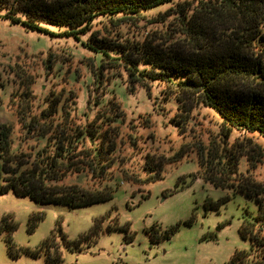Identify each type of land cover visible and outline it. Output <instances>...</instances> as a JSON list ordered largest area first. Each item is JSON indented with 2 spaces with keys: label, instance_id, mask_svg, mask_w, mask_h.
Returning a JSON list of instances; mask_svg holds the SVG:
<instances>
[{
  "label": "rangeland",
  "instance_id": "374dc122",
  "mask_svg": "<svg viewBox=\"0 0 264 264\" xmlns=\"http://www.w3.org/2000/svg\"><path fill=\"white\" fill-rule=\"evenodd\" d=\"M182 1L142 12L130 25L114 27L97 18L92 31L108 30L112 40L144 37L160 27L149 21ZM102 58L72 37H50L0 20V125L9 126L14 138L21 132L20 113L37 112L55 96L61 105L73 100L81 121L114 102L124 113V139L127 133L138 137L135 148L128 139L116 152L130 155L127 166L137 169L146 153L172 157L159 179L147 181L142 174L135 183L115 175L110 185H119L111 199L81 207L0 192V264H228L236 251L248 249L240 230L245 218L257 215L258 204L199 174L196 150L201 141L207 146L222 139L220 118L197 107L179 133L170 122L175 103L162 99L163 85L130 91L124 70L101 68ZM225 141L240 143L259 160L248 172L264 187V138L232 130ZM85 183L82 174L65 180Z\"/></svg>",
  "mask_w": 264,
  "mask_h": 264
},
{
  "label": "trees",
  "instance_id": "16d2710c",
  "mask_svg": "<svg viewBox=\"0 0 264 264\" xmlns=\"http://www.w3.org/2000/svg\"><path fill=\"white\" fill-rule=\"evenodd\" d=\"M173 1L0 0V20L50 37L74 38L102 54L101 68H122L130 91L137 85L146 90L163 85L162 99L175 103L170 122L179 133L197 107L216 113L222 139L207 146L201 141L195 149L199 174L255 199L258 213L245 218L240 230L249 247L236 251L228 264H264V187L248 172L259 160L240 143L225 141L232 130L264 138V0L178 2L149 21L159 28L139 38L112 40L108 30L92 31L97 18L114 27L130 25L142 12ZM75 105L73 100L61 105L55 96L37 112L20 113L21 132L15 138L9 126L0 125L1 193L81 207L111 199L119 185H110L115 175L135 183L142 174L147 181L160 178L162 165L172 157L146 153L134 169L127 166L130 155H116L128 139L133 148L138 139L121 134L124 113L118 104H108L91 120L83 115L84 121ZM79 174L85 185L65 184L66 177Z\"/></svg>",
  "mask_w": 264,
  "mask_h": 264
}]
</instances>
